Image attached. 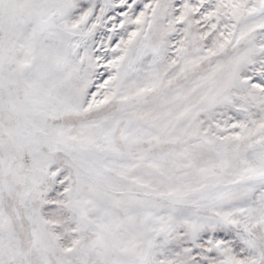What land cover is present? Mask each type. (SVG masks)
I'll return each instance as SVG.
<instances>
[{
  "label": "snow or ice",
  "instance_id": "1",
  "mask_svg": "<svg viewBox=\"0 0 264 264\" xmlns=\"http://www.w3.org/2000/svg\"><path fill=\"white\" fill-rule=\"evenodd\" d=\"M0 264H264V0H0Z\"/></svg>",
  "mask_w": 264,
  "mask_h": 264
}]
</instances>
